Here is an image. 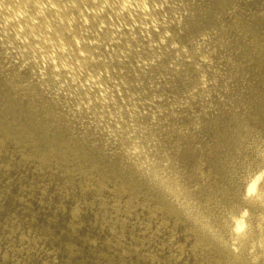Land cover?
<instances>
[{
    "label": "bare ground",
    "instance_id": "obj_1",
    "mask_svg": "<svg viewBox=\"0 0 264 264\" xmlns=\"http://www.w3.org/2000/svg\"><path fill=\"white\" fill-rule=\"evenodd\" d=\"M0 264H264V0H0Z\"/></svg>",
    "mask_w": 264,
    "mask_h": 264
}]
</instances>
